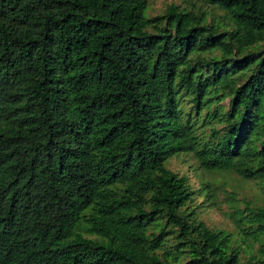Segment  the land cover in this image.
Wrapping results in <instances>:
<instances>
[{
	"label": "trees",
	"instance_id": "obj_1",
	"mask_svg": "<svg viewBox=\"0 0 264 264\" xmlns=\"http://www.w3.org/2000/svg\"><path fill=\"white\" fill-rule=\"evenodd\" d=\"M202 2L222 24L174 3L147 18V0H0V264H172L154 250L174 228L190 253L173 264H238L165 163L193 152L264 183V0ZM218 88L223 126L202 140L177 96ZM251 213L259 234L264 207Z\"/></svg>",
	"mask_w": 264,
	"mask_h": 264
},
{
	"label": "rangeland",
	"instance_id": "obj_2",
	"mask_svg": "<svg viewBox=\"0 0 264 264\" xmlns=\"http://www.w3.org/2000/svg\"><path fill=\"white\" fill-rule=\"evenodd\" d=\"M170 3L176 4L180 9H190L193 6L196 11H204L208 21L213 20L222 24L224 20L222 10L208 6L202 0H147L146 17L151 18L162 13ZM148 29L151 30L149 27ZM263 47V43L260 42L256 49L260 50ZM222 56V51L214 49L192 54L190 57L208 60L220 59ZM199 65L202 71L206 72L208 66ZM225 71L226 69H221L220 73ZM248 72V68L230 72L229 80L238 85L245 80ZM223 91L222 88H218L215 92L209 93L199 106L192 102L190 96L182 94L177 96L182 119H188L202 140L207 139L210 128L219 129L223 126L219 117L227 111L229 100V96L224 95ZM165 166L180 176H187L189 185L195 190L193 200L186 204L187 210L193 208L197 219L211 229L232 235V246L238 250V264H247L251 254H258L257 250L264 244V231L253 235L247 232L258 228L251 212L264 207L262 181L245 179L232 170H206L199 165L193 152L174 155L166 161ZM150 231L154 233L157 228ZM177 234L178 231L172 229L166 234L160 247L154 250L164 261L172 264L185 262L190 253L189 244L184 243Z\"/></svg>",
	"mask_w": 264,
	"mask_h": 264
}]
</instances>
